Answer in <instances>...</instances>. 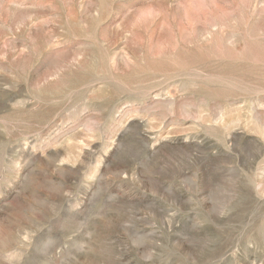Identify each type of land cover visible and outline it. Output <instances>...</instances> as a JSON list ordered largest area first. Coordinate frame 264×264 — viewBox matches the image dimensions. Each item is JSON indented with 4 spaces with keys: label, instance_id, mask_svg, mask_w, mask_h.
<instances>
[{
    "label": "rangeland",
    "instance_id": "rangeland-1",
    "mask_svg": "<svg viewBox=\"0 0 264 264\" xmlns=\"http://www.w3.org/2000/svg\"><path fill=\"white\" fill-rule=\"evenodd\" d=\"M0 264H264V0H0Z\"/></svg>",
    "mask_w": 264,
    "mask_h": 264
}]
</instances>
